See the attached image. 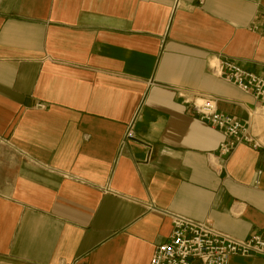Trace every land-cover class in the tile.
Instances as JSON below:
<instances>
[{
  "label": "crops",
  "instance_id": "0c3cea01",
  "mask_svg": "<svg viewBox=\"0 0 264 264\" xmlns=\"http://www.w3.org/2000/svg\"><path fill=\"white\" fill-rule=\"evenodd\" d=\"M224 58L264 78V0H0V264H149L173 215L264 238V102Z\"/></svg>",
  "mask_w": 264,
  "mask_h": 264
},
{
  "label": "built area",
  "instance_id": "2783aa9c",
  "mask_svg": "<svg viewBox=\"0 0 264 264\" xmlns=\"http://www.w3.org/2000/svg\"><path fill=\"white\" fill-rule=\"evenodd\" d=\"M214 72L224 81L233 84L241 92L264 102V78L239 66L234 60L224 58L214 67ZM41 107V106H40ZM192 110L211 127L223 134L219 150L228 154L240 143L253 142L247 127L241 121L217 111L214 101L208 97L193 98ZM129 124L123 143L133 138ZM172 231L161 244L155 246L149 264H228L232 256L264 258V238L253 234L238 239L214 229L205 222L182 216H172Z\"/></svg>",
  "mask_w": 264,
  "mask_h": 264
}]
</instances>
